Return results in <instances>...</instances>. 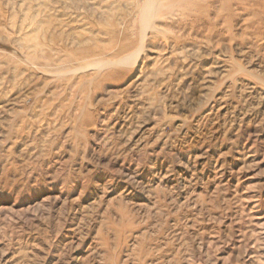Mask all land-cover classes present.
Listing matches in <instances>:
<instances>
[{"label":"rangeland","instance_id":"374dc122","mask_svg":"<svg viewBox=\"0 0 264 264\" xmlns=\"http://www.w3.org/2000/svg\"><path fill=\"white\" fill-rule=\"evenodd\" d=\"M0 264H264V0H0Z\"/></svg>","mask_w":264,"mask_h":264},{"label":"bare ground","instance_id":"6f19581e","mask_svg":"<svg viewBox=\"0 0 264 264\" xmlns=\"http://www.w3.org/2000/svg\"><path fill=\"white\" fill-rule=\"evenodd\" d=\"M133 62V65L135 66L136 65V59L132 60Z\"/></svg>","mask_w":264,"mask_h":264}]
</instances>
